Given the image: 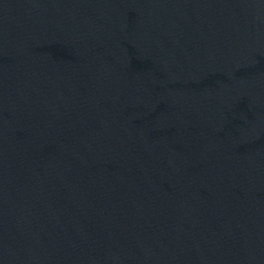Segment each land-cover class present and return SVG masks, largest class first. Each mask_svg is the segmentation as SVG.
<instances>
[{"label": "water", "instance_id": "obj_1", "mask_svg": "<svg viewBox=\"0 0 264 264\" xmlns=\"http://www.w3.org/2000/svg\"><path fill=\"white\" fill-rule=\"evenodd\" d=\"M0 264H264V0H0Z\"/></svg>", "mask_w": 264, "mask_h": 264}]
</instances>
